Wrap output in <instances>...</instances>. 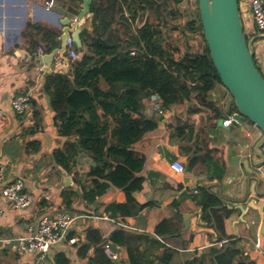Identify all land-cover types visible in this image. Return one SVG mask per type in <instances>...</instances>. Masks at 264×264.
<instances>
[{"label": "crops", "instance_id": "0c3cea01", "mask_svg": "<svg viewBox=\"0 0 264 264\" xmlns=\"http://www.w3.org/2000/svg\"><path fill=\"white\" fill-rule=\"evenodd\" d=\"M50 1L0 0V109L9 110L7 116L0 118V162L7 167L6 182L23 178L25 189L33 195L32 206L23 210H17L0 200V207L4 209L0 217V264H35L32 256L15 252L13 244L5 240L32 235L43 217H54L59 212L73 216L75 220L70 234L79 241L73 245L61 243L53 248V253L65 252L69 264H91L90 258L95 255L98 245L91 246L85 251L87 254H82L84 249L80 251V248L90 242L92 229L102 231L103 241L109 240L117 229L131 234L149 233L156 236V227L165 219H174L178 214L177 208L188 209L192 215L190 226L188 230L183 228L180 236L170 237L167 245L178 249L177 259L185 262L195 252L206 251L217 241L214 230L202 218L203 206L195 199L200 195L201 187L219 196L224 205L233 210L225 221L227 237L224 239L236 241L238 248L247 256L257 264H264V254L256 246L257 242L264 246L262 219L256 216L253 224L249 225L253 214H250L251 210L245 220H241L240 211L233 208L238 204L246 207L251 201L264 206V152L261 145L264 131L244 117L230 126L223 124L225 119L236 114L228 115L233 98L224 85H216L210 93L216 106L224 113L221 118L205 113L189 115L188 109L193 105L174 106L161 115L155 110L157 105L154 101L158 99L145 101L146 114L162 118L163 121L159 128L150 133L151 143L142 151L145 165L137 173L144 182L142 189L134 192L133 196L138 204H147L144 209L135 208L132 214L118 212L116 218L110 217L107 209L110 204L126 203L124 191L112 186L101 195L93 196L89 186L83 188L85 179L75 172H67L56 163L53 152L63 148L67 138L60 136L54 126L55 113L44 91V78L52 70L69 72V63L57 61L51 68L42 65L40 57L43 56L39 47L31 53L30 38L24 37L23 33L28 22H31L42 23L62 34L66 26L62 24L63 20H74L81 10V4L77 7L78 13L72 14L68 0H53L49 6ZM250 2L240 0V8L243 26L252 33L255 25ZM123 8L126 17H130L131 26L135 28L143 26L150 15L147 10L145 17H142L134 5L131 11L134 13L137 9V15L132 17L128 7ZM257 37L260 40H252L250 44L254 57L264 65V32L254 35V39ZM81 48H84L83 43ZM23 92L32 95L31 110L19 115L11 110V103ZM179 120L193 126L195 138L192 143L174 141L175 131L167 129L166 125H176ZM197 135L205 145L203 152L213 149L210 162L221 161L224 165L219 170L212 166L210 171L208 161L203 159L190 168L189 155L183 149L195 147ZM174 160L182 161L186 172L176 173L171 168ZM222 171L224 175L220 180L210 178L209 174L218 175ZM71 190H75L76 194L71 197V205L67 206L63 200L64 193ZM92 237L99 236L92 234ZM116 248L121 254V260L116 264H132L128 246L116 244Z\"/></svg>", "mask_w": 264, "mask_h": 264}, {"label": "trees", "instance_id": "16d2710c", "mask_svg": "<svg viewBox=\"0 0 264 264\" xmlns=\"http://www.w3.org/2000/svg\"><path fill=\"white\" fill-rule=\"evenodd\" d=\"M181 1L92 0L90 12L94 18L86 23L81 35L84 48L76 46L81 58L71 60L69 72L52 70L44 78V91L55 113L54 126L60 136L67 138L63 148L54 150L55 161L67 172H75L85 179L83 188L89 186L93 196L101 195L112 186L122 189L127 201L123 205L108 206L112 218L118 212L132 214L135 208L141 210L147 205L138 204L133 194L143 187L144 179L137 175L145 165L142 151L149 147L150 133L159 128L163 119L147 115L145 101L158 99L161 104L158 100L154 102L163 107L164 113L174 106L193 105L188 109L192 116L205 113L221 118L224 115L210 95L216 85L223 84L204 36L198 0L195 14L186 27L192 34L201 33L204 44L194 50L166 35L170 21L179 17ZM68 4L72 14H77L81 0H68ZM134 5L142 17L147 10L150 12L146 23L136 28L131 26L123 8L128 7L133 17L137 15V9L134 13L131 11ZM253 22L252 33L244 27L248 41L261 33ZM23 35L30 38L31 53L42 46L50 54L61 46L60 31L42 23L28 22ZM258 40L260 37L254 42ZM255 62L264 77V65L260 67L256 58ZM237 112L232 99L228 115ZM166 127L175 131L174 141H194V128L188 122L179 120L176 125ZM204 148L198 136L195 147L183 149L189 155L190 168L203 159L208 161L210 171L212 166L219 170L222 162L211 163L213 149L203 152ZM209 175L220 180L224 172ZM75 194V190L65 191L63 200L67 206ZM195 199L203 206L202 218L214 230L217 241L226 238L225 221L233 210L205 187L200 188V195ZM177 210L174 219H165L156 227V236L117 229L109 241L114 247L127 245L132 264H257L234 240H229L223 248L211 245L206 251L195 252L185 262L178 260L179 250L167 244L170 237L182 234L183 213L189 212ZM92 234L99 237L93 238ZM90 236V242L80 248V251L84 249L82 254H87L85 251L91 246L98 245L90 263L116 264L104 253L102 231L92 229ZM69 263L65 252L55 254V264Z\"/></svg>", "mask_w": 264, "mask_h": 264}, {"label": "water", "instance_id": "95a60500", "mask_svg": "<svg viewBox=\"0 0 264 264\" xmlns=\"http://www.w3.org/2000/svg\"><path fill=\"white\" fill-rule=\"evenodd\" d=\"M92 0H82L81 10L74 20H63V32L60 36L61 46L50 54L40 57L51 68L54 63L55 53L59 57L71 62L67 56L66 40L72 37L75 44L81 48V35L86 28L87 22H92L94 14L90 12ZM201 22L204 36L211 54L212 61L220 75L222 84L229 91L235 101L238 112L233 116L235 122L242 117L248 118L264 131V77L260 72L254 53L249 44L241 16L239 0H198ZM264 137V136H263ZM264 206L251 201L245 207L242 204L234 206V210H239L241 220H245L246 215L251 210L253 224L257 216L262 219L261 232L264 236ZM190 213L184 214V230L190 226ZM264 247V246H263Z\"/></svg>", "mask_w": 264, "mask_h": 264}, {"label": "built area", "instance_id": "2783aa9c", "mask_svg": "<svg viewBox=\"0 0 264 264\" xmlns=\"http://www.w3.org/2000/svg\"><path fill=\"white\" fill-rule=\"evenodd\" d=\"M53 0L48 2L51 6ZM250 13L255 21L259 31L264 32V0H251L250 2ZM254 37V36H253ZM254 41V38H253ZM76 44L72 37L66 40L67 56L71 60H78L82 54L77 51ZM39 52L44 56L45 50L41 46ZM60 59V60H59ZM62 64L61 58L55 53L54 62ZM259 66L263 64L259 62ZM32 95L28 92H23L12 100L11 110L19 115H24L31 110ZM158 114H164L163 107H155ZM9 110L1 108L0 118L7 116ZM235 122L234 117L225 119L223 124L230 126ZM262 149L264 152V137L261 141ZM171 168L176 173L186 172L185 164L180 160H174L171 163ZM7 167L4 162H0V200L6 204L11 205L17 210L27 209L33 204V195L25 189V182L23 178H17L13 182H6ZM264 175V172H263ZM198 193V190H195ZM4 209L0 207V217L3 215ZM75 218L67 212H59L54 217H43L39 221V225L30 236L18 237L15 239H7L5 241L13 244V250L22 256H32L35 264H55V255L53 248L61 243H68L70 245L75 244L79 241L76 237H69L70 231L73 227ZM230 239H222L216 241L213 245L218 248H223ZM256 246L264 254V248L259 242ZM105 255L114 262L121 260L120 251L113 246L111 241L105 240L102 244Z\"/></svg>", "mask_w": 264, "mask_h": 264}, {"label": "rangeland", "instance_id": "374dc122", "mask_svg": "<svg viewBox=\"0 0 264 264\" xmlns=\"http://www.w3.org/2000/svg\"><path fill=\"white\" fill-rule=\"evenodd\" d=\"M181 3L178 4L179 17L170 21V24L166 29V35L174 41L182 43L185 46H191L196 50L204 44L202 35L201 33L192 34L187 29L186 24L195 14L197 3L196 0H182ZM192 10H194V13ZM252 40L253 39L248 42L251 43Z\"/></svg>", "mask_w": 264, "mask_h": 264}, {"label": "flooded vegetation", "instance_id": "af4514ba", "mask_svg": "<svg viewBox=\"0 0 264 264\" xmlns=\"http://www.w3.org/2000/svg\"><path fill=\"white\" fill-rule=\"evenodd\" d=\"M250 44V43H249ZM251 47H252V45H251Z\"/></svg>", "mask_w": 264, "mask_h": 264}]
</instances>
